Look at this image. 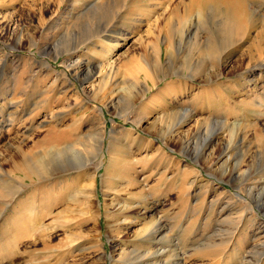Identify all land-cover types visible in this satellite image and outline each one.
Returning a JSON list of instances; mask_svg holds the SVG:
<instances>
[{"label": "rangeland", "instance_id": "obj_1", "mask_svg": "<svg viewBox=\"0 0 264 264\" xmlns=\"http://www.w3.org/2000/svg\"><path fill=\"white\" fill-rule=\"evenodd\" d=\"M159 44L161 73L142 90L137 69ZM260 65L264 0H0V264H114L122 251L153 254L147 264H264ZM105 76L115 112L88 93ZM52 133L88 138L58 159ZM258 150L252 173L231 178ZM26 159H42L47 179L22 173ZM97 163L85 199L77 169Z\"/></svg>", "mask_w": 264, "mask_h": 264}, {"label": "bare ground", "instance_id": "obj_2", "mask_svg": "<svg viewBox=\"0 0 264 264\" xmlns=\"http://www.w3.org/2000/svg\"><path fill=\"white\" fill-rule=\"evenodd\" d=\"M226 20H228V19H226ZM230 28H233V26L226 22V27L224 26V29H222L223 34H225L223 39H222V42L223 41L227 42V39L230 37V35H233L232 34L233 30H231ZM206 48H207V46H206ZM209 48H211V46H209ZM207 50H209V49H207ZM162 51H163V49L161 48V46L159 44V46L154 51V55L151 56V58L149 60H144V64L141 65L139 67V69H137L138 73L135 75V85L136 86L139 85L140 89L147 90V89L150 88V85H149V78H150L149 72H151L153 75H157V74L161 73V66L160 65H162ZM212 51H213V49H212ZM212 51H211V53H212ZM172 52H173V46H172V44L169 45V43H168L167 46H166V55H167V57H170L172 55ZM263 69H264V65L255 66L254 68L251 69V72H252V74H254V73H257V72H259V71H261ZM75 73L79 74V71H76ZM98 78H100V77H99V75L97 73H94V74L92 73L90 76L87 77V82L90 84L93 81H96V80L98 81ZM102 79H103L102 81L104 82V84L102 83V85L97 87V88L94 87V85L89 86V88H88L89 90L87 89L89 91L88 93H92L93 94L92 97L97 99V100H99V103L102 104L104 107H106L108 110L115 112V110L117 109V100H118L117 96L115 94H113V90H112V92L109 91V94L107 93V90L103 93V90H105V87H107V85H108V83L106 81L107 80V76H105ZM100 108H101L100 109L101 113H100L99 116H97V118L99 117V118L103 119L104 118L103 117L104 110H103V107H100ZM143 120L144 119H139L138 122L140 124H142ZM135 121H136V119H135ZM187 121L182 122L181 125H180V128L185 126L186 124H188ZM105 131H106V128L102 127L101 130H100V135H99L100 139L103 138ZM75 133H74V135H75ZM52 134H53V136H51L49 138V141L51 142L52 146H49L48 149H49L51 155H54L58 159L59 158H64L69 153H71V154L73 153L72 154L73 157L77 158V152H79V146L83 144L85 137H87V136H80V134H79L80 137L77 138V140H75L74 142L69 143L70 140L66 139L67 137H65V139H63L64 137L62 136V134H55V133H52ZM178 136H179V133L176 131L173 134L172 137L175 139ZM92 141L94 143L97 141L96 144L93 145V148H95V150L98 151V149H100V147H101V143H99V141L97 139L92 140ZM63 143H66V144L63 145ZM209 146H210V144L207 145L206 147L209 148ZM206 147H205V150H206ZM247 151H246L247 154L245 156V165H244L243 170H236L235 168L234 169L232 168L233 170L230 171L231 172L230 173L231 178H235L236 176L238 178L239 177H243L246 173H248V176H249L250 175L249 173H252V170L249 167V163H250V161L252 159L253 160V165L255 164L256 159H257L256 157L258 156L260 151L259 150L256 151L254 155L251 154L250 152H247ZM95 158H97L96 154L93 157L92 161H94ZM27 159L25 160L24 165H23L24 169H20L19 168L22 171V173L27 174V175L28 174L29 175H39V176H42L44 174L46 175V169L43 168L41 170H38V163L41 164L42 163V159H39V160H37V159L33 160L32 159V161H27ZM225 159H226V161L224 163H222ZM229 161L230 160L228 159V154H222L215 161V163L213 164L211 169L216 171V170H218L220 168H223L224 165H228L227 162H229ZM247 161H248V164H246ZM101 166H102V163H97V164H92L91 168L88 166L90 169H86V166H84V167H82L80 169L79 168L77 169L78 170L77 172H81V171L85 172L86 171V173H87V174H84V175H87L88 184H87L86 188L83 189V192L81 191V194L82 195L84 194L83 198L88 199L89 197H91V198H94V196L96 197V190H95V188H96V174H97V172H98V170L100 169ZM16 169H18L17 166H16ZM87 170H89V173H88ZM45 175H44L43 178L47 177ZM11 177L8 176V180L7 181L13 182L14 179H12ZM19 179H20L19 181H21V184H22V182H24V181H22L21 178H19ZM39 180H40V178H39ZM256 189L257 188H254V186L248 189L249 193H250L249 194L250 197L254 195L253 192H255ZM93 205H95V207H96V203L94 201H93ZM153 225H155V226H153ZM161 228L162 227H161L160 223H157V224H152L150 229L151 230L152 229H157L155 232L156 233L158 232V234H160L161 233ZM151 230L147 229L145 232L146 233L150 232L149 236L152 237L153 240H158V237H157L158 235L157 236H151ZM253 248H254V246H253ZM116 251H117V249H114V252H116ZM156 255H157L156 257H161L160 254H156ZM152 256H153V254L150 255V254H147V253H145V254H143L141 256H131V254H127V253H125V251H122L121 254L115 255L116 258L114 257V255H111V260H112V263H114V264H125L126 262L127 263L129 262L128 260L135 259V257H136V259H137L136 262H138L137 264H147L150 261V258H152ZM104 261H102V264H106V259ZM163 264H165V263H163Z\"/></svg>", "mask_w": 264, "mask_h": 264}]
</instances>
